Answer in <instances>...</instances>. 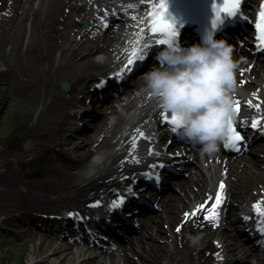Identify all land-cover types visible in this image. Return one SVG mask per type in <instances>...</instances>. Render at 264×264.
I'll return each mask as SVG.
<instances>
[{
	"label": "bare ground",
	"instance_id": "obj_1",
	"mask_svg": "<svg viewBox=\"0 0 264 264\" xmlns=\"http://www.w3.org/2000/svg\"><path fill=\"white\" fill-rule=\"evenodd\" d=\"M0 1L4 2L3 5L7 2ZM92 1L95 4H90V7L84 5L86 0L55 2L56 11L61 14V18L58 16V20L54 21L47 57L53 63L58 58L65 60L64 65L69 69L70 85L67 94H56L55 97L58 109L57 115L53 116L51 127L58 130L59 139L48 135L57 143L54 145L57 157L46 156L37 173L26 176H21L18 171L0 173V215H5L4 220L12 219L16 212L29 216L36 213L39 216L33 218L35 221L39 220V217L41 220H51L49 216L59 218L67 210H90L91 203L100 196H107V191L112 185L123 180L121 177L125 174L124 171L133 162L145 161V154L141 150L144 138L138 136L141 130L143 134L153 136L152 129L156 126L155 113L158 109L146 88H142L140 84H133L135 90L131 88L122 94H115L108 99L107 104L101 106V120L92 122L94 134H84V137H81V144L75 148V157H72L71 150L65 147L71 144L74 138L68 132V120L78 117L75 112L69 111V107L83 100L84 96L80 94L85 92V83L99 78L98 71L103 72L109 66L120 67L125 60L122 54L139 51L153 38L147 37L145 33L139 34L135 24L139 26L156 0ZM24 5V11L15 17L9 34L2 41L4 47H10L2 56L3 63L8 67L12 57L30 56L34 37L38 33L35 25L29 31L31 23L26 25V20L35 18L41 12L40 5L36 4V0H24ZM63 6L69 9H64ZM76 9L83 12L76 18L75 23L87 19L90 21V25H87L89 28L78 38L72 37L70 46L58 55L57 50L61 47L58 41L61 37L65 41L69 40V22L72 12ZM108 21H111V24L105 28L104 22ZM129 26L134 27V32H129ZM26 39L27 45L24 48ZM233 57L238 63L235 73L238 84L235 103L239 101L242 106L245 99L254 100L251 105L245 104L244 114L235 112L238 118L236 120L235 117V120L243 131L260 130V124L256 128L251 127L253 121L250 118L261 121L264 117V57H252L248 61L245 50H234ZM60 65L63 67V64ZM13 67L12 65V69ZM40 83L38 74L31 73L28 84L39 89ZM49 83L47 82L48 86ZM251 92L254 95L259 94L262 98L256 99ZM108 93L106 89V94ZM11 101V97L6 99L7 104ZM249 113L250 115H247ZM65 133L67 139L63 137ZM252 140L246 148L233 150V153H221L219 150L209 157L201 156L200 149L194 151L193 158L187 163L190 166L184 170V179L171 187V194L159 199V209L146 214L132 231L119 241L118 246H99L81 238L72 242L65 239L62 229L49 232L39 227L38 234L43 232L47 236L40 252H50V256L34 264H47L51 257L57 256H60V259L58 263L53 261V264H71L76 257L88 253V264H169L183 259L189 264H210L221 246L225 250H232L233 253L243 249L244 258L240 264H264V244L247 248L241 243L240 234L233 228L223 230L218 219L206 218L209 215L206 209L215 202L212 194L214 183H218L216 193L220 190V184L224 185L222 200L225 202L232 198L244 200L249 193L254 198L256 191L254 183L251 182L253 175L257 171L264 176V170H259L261 164L264 166V144L261 142L264 141V134H259L258 137L254 134ZM254 150L261 151L259 157L256 155L252 159L247 158L255 154ZM203 203H206L205 209L193 214ZM226 224L234 225L230 222L229 215ZM31 235L34 236L33 232ZM218 235H224L232 242L225 238L218 241ZM159 237H163L165 241H159ZM203 240L206 245H198V242ZM251 259L255 261L251 262Z\"/></svg>",
	"mask_w": 264,
	"mask_h": 264
},
{
	"label": "rangeland",
	"instance_id": "obj_2",
	"mask_svg": "<svg viewBox=\"0 0 264 264\" xmlns=\"http://www.w3.org/2000/svg\"><path fill=\"white\" fill-rule=\"evenodd\" d=\"M19 1L21 2L12 9ZM55 2H59V0H36V4H39L41 7V12L35 18L31 17L28 21L26 20V25L27 23L29 25L31 23L29 31L35 25L38 32L34 37L30 56L24 58L14 56L8 67L3 63L2 56L5 52H8L10 47H4L2 41L9 34L15 17L18 16V13L24 11L25 5L24 0H7L5 5H3V1H0V173L18 171L21 176L37 173L40 171L42 161L46 156L51 157L52 155V157H57L54 151V145L57 143L53 139H50L48 135H53L59 139L58 130L53 129L51 124L53 116L57 115L58 102L55 99L56 94L63 96L64 93L67 94L69 92V90L64 91L60 86L62 81H68L69 69L64 65L65 60L63 58H58L53 63L47 57L49 38L53 33L54 21L58 20V16L61 18V14L59 15L56 11ZM63 7L64 9H69L67 6ZM82 12L78 9L72 12L68 29L69 40L65 41L63 37L59 39L58 43L61 47L57 50L58 55H60L64 48L70 46L72 37L78 38L85 31L79 30L81 23H75L76 18ZM27 40L24 43V48H26ZM62 41L64 42L63 45ZM247 60H251L249 56H247ZM60 63L63 64V67H61ZM12 65L14 66L13 69ZM10 67L11 69H9ZM92 71L94 72L95 69ZM33 72L38 74L39 81L41 82L39 89L28 84ZM139 79L140 76L133 82H137ZM47 82H50L49 86ZM131 87L132 85L129 84L122 92ZM83 93L85 96L88 95L86 92H82L80 95ZM8 97L12 99L10 104L6 103ZM82 102H84V99L79 101L77 105ZM101 104L96 106V111L98 112L97 122L102 118L99 108ZM30 109L31 112L29 113ZM69 109L72 110L73 108ZM74 121L73 118L68 120V132L74 138H72L71 144L65 146L71 150L70 154L72 157L76 156L75 148L81 144V137H84V134H94V128L91 127L92 123L89 124V127L82 134L75 133L73 131ZM63 137L67 139V134H63ZM254 153L249 156L246 154L247 158L252 159L256 155L259 157L261 151L254 150ZM261 166L259 170L263 171V164ZM257 173L258 179L262 174ZM16 213L10 220H4L5 215H0V264H34L50 256V252H40L41 246L47 238L46 234L43 232V234H38L39 230H37L35 224L33 225L27 220L30 217L29 215ZM143 217L141 216L139 220H142ZM32 232L34 236L31 235ZM218 237L225 238L224 235H218ZM226 239L229 242L231 241L229 238ZM158 240L161 242L165 241L163 237H159ZM111 244L119 245L118 241ZM198 245L203 246L206 244L203 240L198 242ZM237 246L240 245L237 244ZM245 247L249 248L247 245ZM227 252L231 253L230 257L232 259L224 258L222 262L225 264H237L235 259L241 257L240 262L243 261V249L236 254L232 250H228ZM89 257L90 254L81 255L80 257H76L71 264H80L82 260ZM59 259L60 256L51 257L47 261V264H53V261L58 263ZM254 261L251 259V262ZM215 263V261H212L210 264ZM82 264H88V262L85 261ZM169 264H189V262L183 259Z\"/></svg>",
	"mask_w": 264,
	"mask_h": 264
},
{
	"label": "clouds",
	"instance_id": "obj_3",
	"mask_svg": "<svg viewBox=\"0 0 264 264\" xmlns=\"http://www.w3.org/2000/svg\"><path fill=\"white\" fill-rule=\"evenodd\" d=\"M156 59L159 67L144 75L148 94L158 109L177 117L181 139L199 145L201 156L215 155L235 121L233 47L209 37L187 48L165 46Z\"/></svg>",
	"mask_w": 264,
	"mask_h": 264
},
{
	"label": "snow or ice",
	"instance_id": "obj_4",
	"mask_svg": "<svg viewBox=\"0 0 264 264\" xmlns=\"http://www.w3.org/2000/svg\"><path fill=\"white\" fill-rule=\"evenodd\" d=\"M240 2L241 0H223V6L220 7L219 5H215V19L213 20V28L217 26V23L220 22L221 18V12H224L227 14V17H236L238 15V9L240 8ZM151 17V25L149 28L150 33L152 34H159L161 38H159L156 43L158 45H166V46H173L174 41L178 42V36L179 32L175 26L174 23L170 22L167 18V0H159L158 5L153 6V10L150 13ZM226 17V18H227ZM256 29L259 32V44L262 50H264V7H262L260 13H259V22L256 24ZM132 57H137V52L133 51ZM140 61H143L145 59L144 55H140L138 57ZM134 60L129 59L127 61V65L131 66L133 65ZM128 71H131L132 69L129 67L127 69ZM249 105H251V101L248 102ZM234 111L236 113L240 112V102L236 101L234 106ZM162 122L171 125L172 131L175 132L177 128H179V122L177 117L173 114L170 115L167 112H162ZM260 124V121L252 122L251 127L256 128ZM143 136V133L140 134ZM243 139V137L237 132V128L235 123H231L229 126V134L224 142L225 147L230 148H237L238 149V143ZM221 192L223 191L224 185L220 184L219 186ZM222 201V195H218L215 198L214 206L212 207L211 212L206 217L209 220H216L218 219V213L216 212V209L219 208ZM120 203H123V199L120 200ZM114 207H119L118 204L114 202ZM257 211L261 216H264V210L261 209V206L257 204L256 206ZM205 206L201 205L197 211L204 210ZM71 215V214H70ZM177 231H179V228H177ZM261 231H264V228L261 229Z\"/></svg>",
	"mask_w": 264,
	"mask_h": 264
},
{
	"label": "water",
	"instance_id": "obj_5",
	"mask_svg": "<svg viewBox=\"0 0 264 264\" xmlns=\"http://www.w3.org/2000/svg\"><path fill=\"white\" fill-rule=\"evenodd\" d=\"M62 86H63L64 88H67V87H68V85H67L66 82H63V83H62Z\"/></svg>",
	"mask_w": 264,
	"mask_h": 264
}]
</instances>
